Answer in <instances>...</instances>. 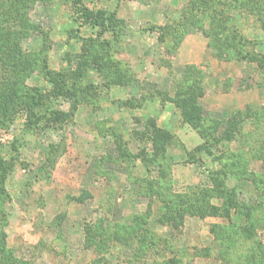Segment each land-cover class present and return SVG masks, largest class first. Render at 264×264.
<instances>
[{
    "label": "rangeland",
    "instance_id": "rangeland-1",
    "mask_svg": "<svg viewBox=\"0 0 264 264\" xmlns=\"http://www.w3.org/2000/svg\"><path fill=\"white\" fill-rule=\"evenodd\" d=\"M193 1L22 5L39 30L21 44L27 53L42 51L27 85L48 89L50 69L72 68L83 77L77 99L56 103L71 115L68 121L25 133L21 116L0 127V156L13 163L0 180V245L21 264H163L174 256L222 264L225 248L216 234L223 231L240 237L227 254L231 264H247L254 255L249 264H264V70L250 60L264 53V0H209L198 7ZM85 7L123 22L117 32L93 28L84 23ZM239 45L246 59L237 58ZM203 51L202 59L196 56ZM188 65L202 70L203 76L192 70L186 83L198 87L202 80L203 115L220 123L216 134L223 138L212 141L213 155L203 148L195 160L191 153L208 147L209 137L184 123L167 101ZM248 90L245 98L240 91ZM227 121L234 124L231 139L225 138ZM61 139L66 150L52 167L46 153ZM236 157L243 170L222 179L224 195H209L231 210L229 217L187 215L180 229L158 222L163 195L214 187L211 170ZM149 181L162 197L147 189ZM145 213L150 216L141 219L162 241L144 256L137 251L135 218ZM247 229L253 236L242 238Z\"/></svg>",
    "mask_w": 264,
    "mask_h": 264
},
{
    "label": "trees",
    "instance_id": "trees-1",
    "mask_svg": "<svg viewBox=\"0 0 264 264\" xmlns=\"http://www.w3.org/2000/svg\"><path fill=\"white\" fill-rule=\"evenodd\" d=\"M34 1L36 0H0V2L3 3L0 11V127H8L13 124L17 118L23 116V129L25 133H30L32 131L35 133L41 124L43 125L40 128H55V126H59L60 123L68 121L71 115L69 116L67 112L58 109L56 103L63 98H68L70 100L77 99L78 82H80L83 77L81 71H76V69L72 68L64 71L50 69L47 71L46 79L50 84L48 89L30 87L27 85L26 78L29 76L30 72L35 69L38 58L40 59L42 54V51L27 53L28 51H26L21 44L23 39L32 36L39 30L38 25L33 23L22 11V5L32 4ZM234 1L237 2L239 0ZM207 2H209V0H194L193 7H198L201 3ZM241 4L243 3L241 2ZM245 4L248 5L249 1L247 0ZM83 18L84 23L93 28L100 27L104 30H112L114 32H117V27H120V24L123 22L117 18L115 13H109L102 8L90 9L85 7ZM96 38L92 39L94 45L98 43V39ZM107 46L109 49L111 48L109 41H107ZM242 47L244 46H235L238 52L237 58L246 59L248 54H243L242 51H240ZM95 57L97 58L96 55ZM226 58L231 57L227 56ZM250 60H258V68L264 70V53L252 56ZM85 61L84 59V62ZM86 65L88 64L85 62V66ZM100 69H102V66ZM192 70L198 71L200 75L203 76L199 65H188L180 81V83H182L181 87L179 86V82H176L175 88H173L174 94L171 96V99H167V101L174 103L184 123L190 124L197 132L203 133L204 131V136L207 134L209 137L208 147L200 145L191 153L193 160H195L197 154L203 148H208L205 150L208 151V154L213 155V153H211L212 141L216 140L217 142H221L223 138H219L216 134L220 127V123L217 120L213 123V120L203 115V107L199 102V99L204 95L202 80L201 82L199 81L201 85L198 87L186 83L187 78L191 76ZM108 73H110L109 70ZM225 125L227 130L228 127L234 126V124L229 123V121H227ZM226 134V139L233 138L232 134L228 135L229 130ZM65 145L66 142L64 139H61L60 142L53 143L50 146L46 153V162L50 166H55L58 156L66 150ZM239 163H241L240 159L236 157L228 167L211 170V176H213L212 182L214 184L212 188H200L198 192H173L171 196L163 195V199L161 200L163 205L159 208L161 213L157 217L158 222L162 224H171L175 228L180 229L187 215L198 216L200 218H205L207 216L229 217L231 210L226 206L213 204L209 200V195L216 191L219 192V195H224L226 193H224L222 189L224 188L222 179H224L230 171L237 172V169H239L240 172L243 170L242 167L239 166ZM12 166L13 163L8 166L0 156V172H2L0 180L2 183L7 176V172L12 169ZM158 166L160 168V165ZM153 183L154 181H149L147 189L152 190L157 197H162V193L159 190L154 191ZM247 206L248 205H246V207ZM248 215L249 213H247V216ZM148 216H150V214L145 213V215H139L135 218L136 224L141 225L139 229L140 235L136 238V244L138 246L137 251L144 256L148 255L149 251L157 248L160 241H162V238L148 229L146 219H141L142 217L147 218ZM226 234L228 233L224 231L222 233L217 232L216 239H218L225 248V251L221 253L223 256L221 257L223 261L222 264H231L227 254L230 253V249L234 246L233 239L238 240L240 237L232 236L230 238ZM244 234L245 236H241L242 238L253 236V232L250 229L245 230ZM228 239L231 240L226 241ZM130 241L129 239L128 243H130ZM0 253L2 256V264H21V261L16 259L14 252L5 247L4 242L0 245ZM256 257L255 255L252 258L251 256H247L246 263L249 264L250 260H254ZM163 264L195 263L192 261L184 262L183 256H174L167 258Z\"/></svg>",
    "mask_w": 264,
    "mask_h": 264
},
{
    "label": "crops",
    "instance_id": "crops-1",
    "mask_svg": "<svg viewBox=\"0 0 264 264\" xmlns=\"http://www.w3.org/2000/svg\"><path fill=\"white\" fill-rule=\"evenodd\" d=\"M196 56H198L199 58H201L202 59V57L204 56V51H203V54L201 53V52H198L197 54H196ZM195 56V57H196ZM198 62H200V60H197L196 61V63H198ZM249 91L250 90H248L247 92H242V91H240L241 92V94L246 98L247 96H249Z\"/></svg>",
    "mask_w": 264,
    "mask_h": 264
}]
</instances>
